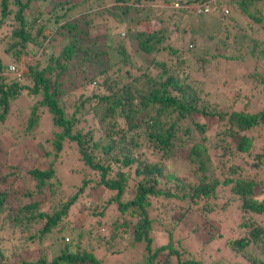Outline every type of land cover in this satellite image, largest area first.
Segmentation results:
<instances>
[{
    "label": "trees",
    "instance_id": "trees-1",
    "mask_svg": "<svg viewBox=\"0 0 264 264\" xmlns=\"http://www.w3.org/2000/svg\"><path fill=\"white\" fill-rule=\"evenodd\" d=\"M199 1L0 0V125L26 91L30 99L40 97L27 117L26 134L38 126L42 107L53 136L37 145L38 157L25 155L32 164L24 170L0 164V264H103L123 248H140L142 259L133 264H171L172 258L175 264H264V108L217 111L201 102L200 83L191 78V71H200L210 59L242 60L194 45L205 37L207 46L214 41L223 46L220 34L230 27L235 33L264 31V17L256 16L264 0L223 2L229 14L216 7L204 15L217 26L204 29L203 35L195 22L204 16L170 7L172 2ZM102 14L110 16L106 22L110 19L114 31H125H115L112 38L107 28L109 43L92 33L93 21ZM235 14L248 21L238 23ZM152 22L157 24L153 31L135 30ZM187 33L185 47L181 43ZM172 38L176 44L169 43ZM250 40L259 49L257 57L264 56V40ZM132 41L137 64L127 48ZM25 59L19 78L9 73V64L19 66ZM251 76H260L264 84L257 68ZM94 79L99 83L93 84ZM72 94L77 95L66 107L63 100ZM212 123L221 125L213 138L208 134ZM14 141L7 148L3 144L6 152L17 145ZM65 143L75 146L95 180L82 179L73 194L62 198L56 163ZM147 154L158 157L151 160ZM178 158L193 167L189 175L170 171ZM78 201L84 219L70 221ZM152 209L158 211V225L162 214L177 212L171 228H164L168 242L155 248ZM190 211L200 215L202 228L209 231L214 218L229 213L237 219L230 229L238 234L225 238L222 249L204 247L216 243L211 235L184 253L172 232ZM33 249L32 259L22 257Z\"/></svg>",
    "mask_w": 264,
    "mask_h": 264
},
{
    "label": "rangeland",
    "instance_id": "rangeland-1",
    "mask_svg": "<svg viewBox=\"0 0 264 264\" xmlns=\"http://www.w3.org/2000/svg\"><path fill=\"white\" fill-rule=\"evenodd\" d=\"M251 10L255 11V8L252 6ZM258 11L259 13L256 14V16L264 17V3H260L258 5ZM98 17L99 18H96L95 21H93V26H95V29L93 30L92 33L98 34L100 36L102 35L101 36L102 39L99 40L102 42L108 41L107 43H109L108 38H106L107 36L104 35L106 33V29L111 28L110 29L111 33L109 34V36H111L112 38L115 36L116 30L114 31V29H112L113 23L110 21V19H109L110 23L106 22L107 19L110 17L108 14H102ZM236 17H237V22L242 25H244V23L248 21V19L245 16L238 14L236 15ZM193 21L194 20L191 21V24H194ZM142 25L135 27V30L143 31L144 26ZM253 25L256 26V29H259L258 28L259 25H257V23L254 22ZM195 26L196 28L197 27L200 28L199 26L203 28L202 30H200V32H198V34L203 35L205 34L204 29L215 28L217 24L213 21L212 17L204 16L196 20ZM151 28L147 30L153 31L151 30ZM234 30H235L234 28L230 27L224 30L223 34H220L223 40V46L217 45L215 41L207 46L208 39L203 36L201 42L197 41V43H195L194 46L197 49L202 44L204 46L202 47L203 51L204 49L208 48L209 54H223V55H230L232 57L238 55L242 57V60H232V59L222 58L213 61L210 59V61L206 65H204L203 68L200 69V71L198 72L191 71V78L193 81L200 83V88L202 90L201 102L207 104L209 107L214 108L217 111L228 114H230L234 110L242 109L244 107L245 111L249 113H255L264 108V84L258 81L260 76H257L255 78L254 76L252 77L251 75L254 74L255 68H257V70L264 75V56L260 55L259 58L257 57V55L259 54V49L257 48L256 50L254 49V43L250 39L256 38V39L264 40V31L259 29V31H255L252 34L251 31H247V30H244V32L238 31L236 33L234 32ZM117 31H119L121 35L122 32H125L120 30ZM2 34H3V30H0V36ZM187 37H188V33L184 36V40L181 43L185 47H187L188 44L190 43L188 42L189 40H187L188 39ZM128 39L126 41L130 42L129 37ZM169 43L176 44L177 39L172 38V41H169ZM127 48L128 50L131 49L132 52L130 50L129 52L132 55L133 50L136 48L135 43L133 41L131 42V45L128 43ZM214 48H215V53L213 52ZM251 50H255L254 51L255 55L253 56L249 55ZM0 52H2L1 46H0ZM110 57H111L110 59L112 60L111 63H114L117 58V54H115V51H112L110 53ZM102 59L105 60L106 57H102ZM3 60L9 63L8 61L10 60L9 56L3 55ZM130 61L132 63L137 64V58L134 56V54L132 55ZM27 62H28L27 59H25V61L21 62L18 67L21 68V65L22 64L25 65ZM191 65L192 67L197 68L195 62L192 61ZM94 81L99 83L97 79H94L93 82ZM76 95L72 94L70 98L63 100L66 107L71 106ZM39 99H40L39 96L30 99V97L29 98L27 97L26 91H22L20 96L12 102L7 122L4 123V125H0V136L2 138L0 140L1 141L0 164H12V165L16 164L19 165V167L24 170V166L29 165V163L32 164L31 161L29 162V160H26L25 155L30 154L29 159H34L35 156L38 157L40 155L39 153L40 151L37 145L39 144L41 145V143H43L42 141L46 140L47 138L49 139H51V137L53 138L52 130L50 129L51 128L50 116L46 113L45 109L42 107H39L37 111L40 114L38 126H36L32 131L30 130L26 134L27 117L29 116V112L31 111V108L33 107V105L35 106L37 104V101ZM90 123L91 122H89L86 126H88ZM220 126H217L215 125V123H212L211 129L208 132V134L211 135V138H213L214 135L220 130ZM198 139L199 138H196L195 141H197ZM11 141L17 142V145H15L14 148L8 149V152H6L5 148H7V144L10 143ZM3 144L5 145V148L3 147ZM189 145H186V147L184 146L183 148L188 149ZM45 146L47 151L51 150L50 148L47 149L49 144L46 143ZM210 153H213V151L210 150ZM220 153L221 150L218 149L217 154ZM147 156L151 160H155L158 157V155L152 156L151 154H147ZM181 159L182 158L180 159L178 158L176 160H173V162L171 161L172 163L170 166V171L173 169L174 172L179 176L189 175L193 167L187 163L183 164L184 160ZM47 163H48V158H45L43 160V164L46 166ZM56 171H57V179H59L60 182L59 187L57 189H59V195L62 198H66L67 196L73 194L77 189V186L81 185L82 179L92 178L95 180V178L90 174V171L80 162L75 146L70 145L68 143H65L63 146V150L61 151L60 154V160H58L56 163ZM250 173H252V171H250ZM0 174H2L1 168H0ZM15 186L18 187L17 185ZM96 192L98 194L99 193L102 194L103 190L102 188H97ZM173 206L176 207V205ZM173 206L171 207L172 209ZM149 212L151 218H153L156 222L153 224L155 230V232L152 233V236L153 237L155 236L153 246L155 248L156 246L165 245L168 242V236L166 231H164V228H171L170 223L173 221V218L177 216V212L173 210V211H167L164 214H162L159 225L157 222L158 216L156 215L158 214V211L152 209ZM74 219H81V220L84 219L82 203L79 201L76 203V206L73 207L72 210L70 211L69 220L71 221ZM234 220H237L236 217L235 216L229 217V213H228L221 216L220 218L219 217L214 218L211 223L212 228L210 231L208 229L204 230V228H202L201 226L202 221L200 219V215L194 213L193 211H190L183 219L181 226L173 230L172 233L174 236V241L175 243L177 240L181 241L182 251L185 253V251L187 252L190 251L191 249L192 250L196 249L198 246L201 245V243L205 242L212 235L213 237H215L216 243H214L213 245L212 244L208 245L207 243V245H205L204 247H206L209 250L212 247L215 249L218 248L222 249L223 241L225 238H228L230 236H236L238 234V232H235L234 230L232 231L230 229L234 225L236 226V224L233 223ZM5 229H7V226L5 227ZM195 229H197V232L192 233V230ZM219 234H223L222 235L223 239H220L218 237ZM24 244L26 243L23 242L22 245ZM195 244H197V246ZM22 245H20V248ZM140 251H141L140 248H132L130 251L123 248L120 251V254L106 256L104 258L103 264L137 263L142 259L141 255L143 253H141ZM223 252L224 250L221 251V253ZM34 253H35L34 249L27 252H22V257H25L27 259H32ZM15 260H19V257L13 258V261ZM175 263L176 260L172 258L171 264H175Z\"/></svg>",
    "mask_w": 264,
    "mask_h": 264
},
{
    "label": "built area",
    "instance_id": "built-area-1",
    "mask_svg": "<svg viewBox=\"0 0 264 264\" xmlns=\"http://www.w3.org/2000/svg\"><path fill=\"white\" fill-rule=\"evenodd\" d=\"M225 1H233V0H221V1L220 0H201L198 3L191 4V5H181L178 2H172L170 4V7L176 8V9L181 8V9L189 10L194 16L208 15L212 12L213 8L219 7V8H222L223 13L227 15L229 14V8L225 6V3H223ZM219 3H221V5ZM142 26H145V25L143 24ZM151 27L155 29L157 27V24L152 22L149 24V26L147 25L148 30ZM8 71L12 75H15L19 78L22 73V68L15 66L14 64H9ZM93 84H96V82H93Z\"/></svg>",
    "mask_w": 264,
    "mask_h": 264
},
{
    "label": "water",
    "instance_id": "water-1",
    "mask_svg": "<svg viewBox=\"0 0 264 264\" xmlns=\"http://www.w3.org/2000/svg\"><path fill=\"white\" fill-rule=\"evenodd\" d=\"M146 26L143 27V31H148Z\"/></svg>",
    "mask_w": 264,
    "mask_h": 264
}]
</instances>
